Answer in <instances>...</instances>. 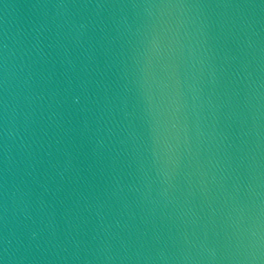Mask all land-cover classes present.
Instances as JSON below:
<instances>
[{
	"label": "water",
	"instance_id": "water-1",
	"mask_svg": "<svg viewBox=\"0 0 264 264\" xmlns=\"http://www.w3.org/2000/svg\"><path fill=\"white\" fill-rule=\"evenodd\" d=\"M0 264H264V0H0Z\"/></svg>",
	"mask_w": 264,
	"mask_h": 264
}]
</instances>
